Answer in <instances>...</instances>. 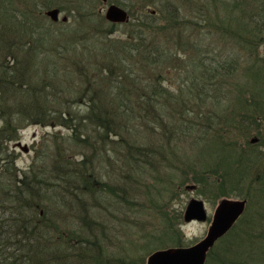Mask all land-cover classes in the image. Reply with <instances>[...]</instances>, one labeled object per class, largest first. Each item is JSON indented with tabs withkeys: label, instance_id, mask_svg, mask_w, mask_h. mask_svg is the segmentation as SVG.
Returning <instances> with one entry per match:
<instances>
[{
	"label": "rangeland",
	"instance_id": "rangeland-1",
	"mask_svg": "<svg viewBox=\"0 0 264 264\" xmlns=\"http://www.w3.org/2000/svg\"><path fill=\"white\" fill-rule=\"evenodd\" d=\"M49 1L0 0V23L7 13H12L16 23L24 27V11L30 12L33 20L36 14L42 19L54 8L62 11L52 28L57 31L54 40H48L45 47H36L37 56L28 60L29 70L26 74L29 73L35 79V75L46 77L47 72H53L55 67L60 66L65 69V73L57 76V85L59 82L63 85L79 84L80 94L94 88L110 89L111 97L121 101L127 93L117 88L115 84L118 82L110 83L108 79L100 78L98 73L100 68L108 67L109 60L114 59L117 61L113 64L116 68L114 79L124 68H132L134 75L142 74L140 79L145 74L146 81L142 83L145 86H149L148 79L157 78L154 84L160 83L159 94L162 96L156 100L169 106L167 114L175 115L173 119L177 128L171 130L173 121L169 118L172 122L167 123L164 134V129L154 120L160 113L149 111L147 119L151 124L147 131L139 127L132 130V124L137 120L135 117L130 123L118 117L112 129L122 133V136L112 132L111 140L102 145L98 144L99 134L90 128L86 134L91 132L96 136L95 140H87L78 147L75 140L68 137L73 128L69 120L63 125L64 120L47 124L23 121L18 117V124H15L18 125L16 138L8 146L9 151L15 153L19 175H27L32 179L35 174L31 171L35 165L33 171H44L50 176L54 167L60 166V161L64 162L66 158L79 160L90 156L96 149L94 168L97 172V188L100 190L95 199L84 201L99 228L93 229L94 239L101 238V244H93L100 251L98 264H148V258L158 250L180 247L176 246L178 243H182L181 247H189L200 242L207 235L211 219L222 200L249 202L243 196L244 191L237 192L225 184L226 172L220 168L216 153L219 150L226 151L229 146L232 150L244 149L247 152L245 156L251 153L264 160V119L261 118L258 124H251L241 118L240 113L244 112L245 107L238 100L253 93V84L259 87L254 63L264 65V41L258 48L260 55L254 56L244 39L250 31L246 26L248 13L255 11L264 0H88L93 4H87L88 9L94 8L93 18L89 25L81 29L72 13L64 10L73 8V0H53L52 4ZM106 1L126 7L132 14L130 21L117 25L106 22L108 5L103 6ZM51 5L52 8H48ZM139 7L143 9L139 10ZM169 7L179 20L175 23L174 31L160 35L159 40L161 47L169 43L170 54L176 53L177 56L162 61V64L151 65L143 72L137 66L138 62H135L143 52H139V55L132 53V48L138 42L130 40V36L139 38L140 33L134 25V17L136 14L141 17L145 13L149 18L151 14L159 18L160 13L158 22L164 24ZM63 14L67 17L64 42L60 40L62 25H57L62 22ZM142 20L145 21L144 18ZM262 34L264 37V29ZM74 36L76 39L71 40ZM17 37L14 35L5 43L4 39L0 41V62L8 57L9 52L4 51V47L16 43ZM145 42L151 48L158 44L152 36ZM157 53L158 56L160 51ZM196 53L198 61L194 65L192 59ZM122 58H126L128 65L121 62ZM83 66L88 67V72L80 70L82 73L79 75L78 69ZM139 84L126 82V87L129 92L133 90L137 93L135 88ZM168 98L170 101H167ZM129 100L125 101L128 103ZM81 104L73 106L80 113L79 116L90 115L88 106ZM259 104L264 111V105ZM234 117L240 119V126L231 123ZM1 121L0 127L3 125ZM247 124L251 126L248 134L243 131ZM81 130L85 128L81 126ZM216 137L221 140L215 142ZM253 139H257V142H252ZM130 144L138 148L149 145L152 148L147 152L152 153L146 158L142 150H129L127 145ZM215 150L217 152L212 153ZM197 171L205 172L202 174L203 182L199 184L195 180L197 175L194 176ZM251 172L247 187L258 174L256 168H252ZM106 184L114 187L116 196L105 193L103 187ZM188 185L196 188L187 189ZM49 187L55 194L58 193L56 184L52 182ZM192 198L204 201L208 221H185V206ZM61 217L67 226L73 219L78 221L75 210ZM243 220L240 219L237 224L248 225ZM260 263L264 264L263 260Z\"/></svg>",
	"mask_w": 264,
	"mask_h": 264
},
{
	"label": "trees",
	"instance_id": "trees-1",
	"mask_svg": "<svg viewBox=\"0 0 264 264\" xmlns=\"http://www.w3.org/2000/svg\"><path fill=\"white\" fill-rule=\"evenodd\" d=\"M48 3L52 4L54 1L50 0ZM261 3L258 4L255 11L252 10V13L247 15L248 25L246 26L250 28V31L246 33L249 36H246L244 41L248 43L254 56L260 55L258 48L264 41L262 34L264 1ZM72 4H74L72 9H64L62 6L61 8L72 13L78 28L81 29V27L89 25L93 18L92 10L94 8L88 9L87 4L92 6V1L73 0ZM145 5L142 7L144 8ZM52 6H48V8H52ZM143 8L139 7L138 9ZM171 10L169 7L164 24L158 22L160 13L159 18L152 14L149 18V15H145V13L141 17L137 14L134 17L137 11L134 12L133 21H136L134 25L138 28L137 32L140 33L139 38L130 36V40L138 42L137 46L132 48L133 54L139 55V52H143L138 61H135L138 62L137 66L141 67L143 72H146L151 65L162 64V61L177 56L176 53L170 54L169 43H165L161 47L159 40L160 35L174 31L175 23L179 20L175 13H171ZM24 13V27L21 23H16L12 13L11 15L7 13L5 19H1L3 22L0 23V41L4 39L5 43V41L14 38V35L18 36L16 43L14 42L10 47H4V51L9 52L7 53L8 57L5 58L8 61L5 62L4 59L0 62V120L3 122L0 127V264H98L100 251L94 248L93 244H101V238L94 239L93 229L99 228L96 226L94 218L89 214V206L84 201L95 199L100 190L97 188V172L94 168L96 149H93L90 156L86 155L79 160L66 158L64 162L60 161V166H55L50 176L46 175L44 171H33L34 165L31 173L35 175L32 179L27 175L21 177L15 165V153L9 151L8 146L16 138L15 131H18V125L15 124H18V117H21L23 121L32 120L33 123L47 124L60 123L64 120L63 125L69 120L70 124H73V128L68 137H72L75 144L81 147L87 140L92 142L96 138L91 132L86 134L90 128H93L94 133L99 134L97 135V138H100L98 144L103 145L109 142L112 132L122 136V133L112 129L116 122L115 119L118 117H123L129 123L132 117H135L137 120L133 122L132 130L139 127L147 131L151 124L147 119V114L149 111L159 112L160 115H157L154 120L161 125L165 134L167 123L173 121L172 131L177 128L173 119L175 115L167 114L169 106L156 100L162 96L159 94L158 85L160 83L154 84L157 82V78L148 79L149 86H145L142 84L146 81L145 74L140 79L139 76L142 74L134 75L132 68H124L114 79L113 74H116L114 73L116 68L113 64L117 63L114 59L109 60L108 67L100 68L98 73L100 78L108 79L107 81L110 83L118 82L115 84L118 85L117 88H121L127 93V96L123 98L124 101L114 100L111 97L110 89L105 91V89L94 88L85 94H80L79 84L63 85L59 82L57 85L55 83L57 76L65 73V69L60 66L59 68L55 67L53 72H47L46 77L35 75L37 78L35 79L29 73L26 74L29 70L28 60L37 56L36 47L38 48L39 45H42L41 48L45 47L48 40L50 41L51 38L54 40L57 31L52 29L56 23L54 24L48 17L40 19L36 14L33 20V15L30 12L24 11ZM130 15L132 16L131 13ZM141 18H144L145 21ZM65 24L63 22L57 24L62 25L60 33L62 42L66 35ZM151 36L158 43L152 48L145 44L146 39ZM251 36L252 39H250ZM75 39L76 36L71 38V40ZM130 40L129 43H131ZM31 48H33L32 52ZM159 51L160 54L157 56ZM197 59L196 53L192 59L194 65H196ZM125 60L126 58H122L121 62L127 64ZM52 64L55 65V63ZM254 68L255 76H258L259 87L257 88L253 84L255 87L253 93L249 97L238 100L245 107L244 112L240 113L241 118L248 120L251 124H258L257 122H260L261 118L264 119V111L259 104L264 105V65L255 62ZM117 69L119 70V68ZM80 70L88 72V67L84 68L83 66L82 69L79 67L78 71L80 72ZM126 82L141 83L135 88L137 93H134L133 90L129 92ZM257 97L260 98L257 99ZM128 98L130 100L127 103L125 100ZM167 101H170V98ZM81 103L88 106L90 115L82 116L81 114V117L79 116L80 113L74 107L82 105ZM105 117L109 119L107 120ZM42 119L50 122H43ZM238 120H240L238 117H234L230 121L240 126L241 122ZM70 124L68 127L71 126ZM81 126L85 128L84 131L81 130ZM154 126H156L155 123ZM250 128V124H247L243 131L248 134ZM220 140V137H216L215 142ZM111 143L112 141L109 144ZM127 147L129 150H142L146 158L152 153L147 152L152 148L149 145L138 148L130 144ZM93 148L96 147L93 146ZM214 152L217 150L212 153ZM246 153L244 149L232 150L229 146L226 147V151L219 150L216 153L220 160L219 163H221L220 168L226 172L225 184L237 192H245L243 196L249 202L240 219L243 218V221L248 225L237 224L239 219L212 246L205 264H261V260L264 262V160L251 153L245 156ZM99 155L102 156V153L100 152ZM252 168H256L258 174L251 179L250 185L247 187L246 182L249 175L252 174ZM204 173L195 172L196 183L203 182L202 174ZM52 182L56 184L58 192L56 194L49 187ZM103 188L105 193L116 196L112 185L106 184ZM69 207L75 208L69 209ZM69 210H75L78 213V221L73 219L67 226L61 216L70 212ZM258 230L261 231L257 233ZM181 245L182 243H178L176 246L181 247Z\"/></svg>",
	"mask_w": 264,
	"mask_h": 264
},
{
	"label": "water",
	"instance_id": "water-1",
	"mask_svg": "<svg viewBox=\"0 0 264 264\" xmlns=\"http://www.w3.org/2000/svg\"><path fill=\"white\" fill-rule=\"evenodd\" d=\"M59 14L58 9H52L46 15L55 22L59 20ZM105 18L111 23H126L130 19L128 11L115 4L108 6ZM62 20L67 21V17H63ZM256 140L251 141L257 142ZM195 188L193 185L187 186L190 190ZM246 203V200H222L215 210L207 235L200 242L189 247L159 250L149 257L148 264H205L208 251L243 215ZM204 205L203 200L192 198L184 212L185 221H207L208 212Z\"/></svg>",
	"mask_w": 264,
	"mask_h": 264
},
{
	"label": "flooded vegetation",
	"instance_id": "flooded-vegetation-1",
	"mask_svg": "<svg viewBox=\"0 0 264 264\" xmlns=\"http://www.w3.org/2000/svg\"><path fill=\"white\" fill-rule=\"evenodd\" d=\"M108 4H111V3H108V2L106 1V3H105V2L103 3V6L108 5ZM121 7H123V8L126 9V7H124V6H121ZM55 9H58L59 12L61 11V9H59V8H55ZM126 10H127V9H126ZM61 12H62V11H61ZM64 17H66V16H64ZM55 22H58V21H55ZM55 22H54V23H55ZM63 23H65V22H63Z\"/></svg>",
	"mask_w": 264,
	"mask_h": 264
}]
</instances>
